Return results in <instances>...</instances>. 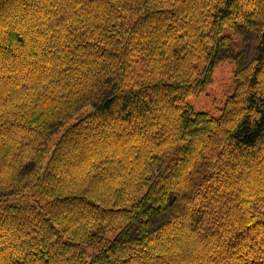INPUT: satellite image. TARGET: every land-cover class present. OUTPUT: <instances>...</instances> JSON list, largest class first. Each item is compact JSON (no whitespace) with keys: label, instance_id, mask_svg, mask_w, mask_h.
Masks as SVG:
<instances>
[{"label":"trees","instance_id":"16d2710c","mask_svg":"<svg viewBox=\"0 0 264 264\" xmlns=\"http://www.w3.org/2000/svg\"><path fill=\"white\" fill-rule=\"evenodd\" d=\"M255 20L234 92L196 111ZM31 164L0 264H264V0H0V175Z\"/></svg>","mask_w":264,"mask_h":264},{"label":"rangeland","instance_id":"374dc122","mask_svg":"<svg viewBox=\"0 0 264 264\" xmlns=\"http://www.w3.org/2000/svg\"><path fill=\"white\" fill-rule=\"evenodd\" d=\"M262 23L261 20H255L252 24L240 21L235 27L225 28L223 34L228 36L230 40L228 45V57L222 58L217 62L211 73L210 79L206 84L205 90L200 94L192 95L187 99V103L196 111H207L213 115L219 114L229 95L234 92L235 74L239 65H246L254 60L259 34L262 30ZM141 68L142 64L140 61H136L133 63L129 75L132 76L134 72L141 71ZM90 110V106L84 107L73 117V119H71V123L77 120V117L87 114ZM61 132H58L50 140L48 139L47 146L50 147V150H53L57 139L61 136ZM80 152H82V150ZM80 152L76 150L71 151L66 162L73 164ZM48 154L45 157V161L50 155ZM39 167L40 165H28L22 174H19L18 176H8L7 178H3L2 175H0V213L10 204H24L34 201L35 192L33 186L37 180ZM117 176L118 175L115 174L113 179H116ZM153 204L157 205L155 203ZM150 206L152 207L153 205L150 204ZM166 221L165 218L157 219L155 222L156 225H162L165 224ZM94 246L98 247V245Z\"/></svg>","mask_w":264,"mask_h":264}]
</instances>
